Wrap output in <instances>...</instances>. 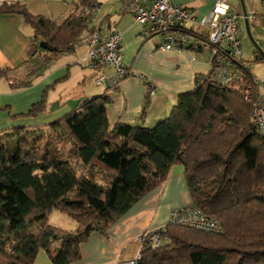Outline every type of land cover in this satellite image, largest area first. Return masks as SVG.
Returning <instances> with one entry per match:
<instances>
[{
  "label": "trees",
  "instance_id": "trees-1",
  "mask_svg": "<svg viewBox=\"0 0 264 264\" xmlns=\"http://www.w3.org/2000/svg\"><path fill=\"white\" fill-rule=\"evenodd\" d=\"M76 1L82 7L59 21L33 15L20 1L2 3L0 11L23 15L32 25L31 57L57 56L75 51L89 27L82 12L98 2ZM241 68L244 80L253 82L250 68ZM13 73L0 65V78ZM195 82L154 126L111 127L110 98L102 94L51 124L0 130V264H34L43 248L54 264H72L90 233L106 231L175 164L184 166L192 204L218 218L222 228L210 232L169 222L162 245L144 249L145 263L264 264V138L255 129L252 104L241 85L215 83L211 71ZM30 84L18 80L13 89ZM46 99L11 116L38 117L48 111ZM53 210L78 227L49 223Z\"/></svg>",
  "mask_w": 264,
  "mask_h": 264
},
{
  "label": "crops",
  "instance_id": "crops-1",
  "mask_svg": "<svg viewBox=\"0 0 264 264\" xmlns=\"http://www.w3.org/2000/svg\"><path fill=\"white\" fill-rule=\"evenodd\" d=\"M15 1L25 3L33 15L43 14L58 21L80 6L76 0H64L65 3L57 0H0V6L2 3ZM97 1L101 5L100 11L82 38L96 30H100L102 36L109 35L112 28L120 31L123 60L130 73L114 89L97 86V72L84 64H78V61L85 57L86 45L79 44L85 49L83 57L77 55V49L81 47L79 45L73 52H64L57 56L43 52L35 53L31 57L28 51L34 34L32 25L23 15L0 11V65L10 67L14 71L12 75L2 77L5 82L0 85V107L9 105L11 108L9 111L0 109V130L51 124L75 109L85 98L102 94L110 98L106 110L111 127L118 122L154 126L170 115L179 94L196 87L198 75H207L211 71L209 54L206 51L164 50L158 46L161 43L160 37H143L142 26L136 22L133 13L123 11V0H113L112 6L106 11L104 1ZM173 1L195 10L198 18L208 14L216 2ZM238 1V5L233 6L230 0L231 6L244 14L241 0ZM261 4L262 0H245L244 6L248 14L254 11L260 16L263 10ZM259 16L256 20L261 19ZM241 19L243 17L240 21ZM255 52L256 55L259 53L257 50ZM103 71L110 74L113 69L106 67ZM18 80L31 81V84L13 89V84ZM43 95L47 97V112L35 118L11 116L28 112ZM170 169L164 182L144 194L106 231L90 233L79 246L80 257L72 264H122L123 261L139 254L140 237L144 231L166 226L173 209L192 204L184 166L175 164ZM69 226L67 230H75L78 222L74 219ZM51 259L43 248L37 254L34 264H54Z\"/></svg>",
  "mask_w": 264,
  "mask_h": 264
},
{
  "label": "built area",
  "instance_id": "built-area-1",
  "mask_svg": "<svg viewBox=\"0 0 264 264\" xmlns=\"http://www.w3.org/2000/svg\"><path fill=\"white\" fill-rule=\"evenodd\" d=\"M263 10L260 16L256 12L242 14L231 6L230 0H216L212 10L198 18L195 10L180 5L173 0H123L122 9L131 12L136 22L142 26L141 35L145 38L158 36L160 49H193L197 52L206 51L211 63V81L231 86L241 85V92L252 104V115L258 133L264 138V95L258 92V82L244 80L242 66H248L242 46L239 31L240 18L249 23L259 18L264 23ZM101 5L98 2L85 8L87 24H91L99 13ZM90 26V25H89ZM120 31L112 28L107 36H102L100 30L82 38L80 43L87 46L85 57L78 62L96 71L97 86L114 89L121 84L130 73L124 62L122 36ZM110 67L113 72L104 73L103 69ZM255 87L257 88L255 90ZM256 91V92H255ZM170 223L179 224L197 230L221 231L222 223L208 215L196 205L189 204L175 208L170 214ZM166 226L146 230L140 237L141 251L134 258L125 260L122 264H146L143 251L147 247L158 248L162 245Z\"/></svg>",
  "mask_w": 264,
  "mask_h": 264
},
{
  "label": "rangeland",
  "instance_id": "rangeland-1",
  "mask_svg": "<svg viewBox=\"0 0 264 264\" xmlns=\"http://www.w3.org/2000/svg\"><path fill=\"white\" fill-rule=\"evenodd\" d=\"M57 1H62L65 3L64 0H57ZM101 2L104 1V3L106 4V7L104 8V11H106V9H109L110 6H112V2L113 0H100ZM258 1V0H256ZM231 3L233 6L238 5L239 1L238 0H231ZM235 9V8H234ZM237 11V9H236ZM101 15V14H100ZM250 30L252 31V34L254 36V39L256 40V42L260 45V47L262 48L263 52H264V23L261 19L256 20V22H253L250 25ZM247 26H246V22L243 19H241L240 23H239V31H240V35L242 37V46H243V51H244V58L248 64L247 67L250 68L253 77H255L257 79L258 82V92L262 95H264V59H256V48L254 43H252V39L248 34V30ZM81 46V47H80ZM80 49H77V55H82L81 57H83L84 53H85V49L83 47V45H79ZM264 54V53H263ZM79 65H81L80 63H78ZM83 66V65H82ZM2 82H5V79L2 78L0 79V85H2ZM5 108L8 109H1V111H9L11 110L10 106L6 105L3 106ZM47 135V134H46ZM44 138L42 139V143H44L47 139V137L43 136ZM64 143H66L65 141L60 140L58 141V145L61 146L62 144L64 145ZM67 216V217H66ZM63 215L62 213H60L59 211L53 210L52 214L50 215V222L51 224L61 227V228H65V229H69L68 227H70L69 225L72 224V221L74 222V219H72V217H69L68 215Z\"/></svg>",
  "mask_w": 264,
  "mask_h": 264
},
{
  "label": "water",
  "instance_id": "water-1",
  "mask_svg": "<svg viewBox=\"0 0 264 264\" xmlns=\"http://www.w3.org/2000/svg\"><path fill=\"white\" fill-rule=\"evenodd\" d=\"M241 4H242L241 6L243 7V12H244V14H246L247 13V10H246V6H244L245 5V0H241ZM245 22H246V26H247V29L246 30H248V34L251 37V39L253 41L252 43H254L256 50L259 52L260 55H264L263 54L264 52H263L262 48L260 47V45L254 39V36L252 34V31L250 30L251 28H250L249 21L246 19Z\"/></svg>",
  "mask_w": 264,
  "mask_h": 264
}]
</instances>
